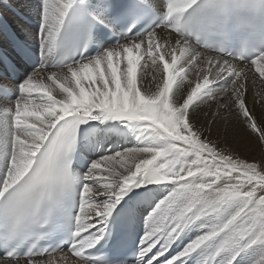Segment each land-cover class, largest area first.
Segmentation results:
<instances>
[{
    "label": "snow or ice",
    "instance_id": "obj_1",
    "mask_svg": "<svg viewBox=\"0 0 264 264\" xmlns=\"http://www.w3.org/2000/svg\"><path fill=\"white\" fill-rule=\"evenodd\" d=\"M38 19L0 23V264H264V0ZM233 119L247 153L220 139ZM137 218L131 254L101 250Z\"/></svg>",
    "mask_w": 264,
    "mask_h": 264
},
{
    "label": "rangeland",
    "instance_id": "obj_2",
    "mask_svg": "<svg viewBox=\"0 0 264 264\" xmlns=\"http://www.w3.org/2000/svg\"><path fill=\"white\" fill-rule=\"evenodd\" d=\"M39 3H40V0H0V18H1V15H4V16L9 15L11 17L10 14H12V17L14 18H11V19H14L13 21H15L17 25H19L20 23H24L25 25L27 24L29 27L33 28V30L35 31L38 28L37 26L39 24V19H38ZM18 9L24 12L25 14H27L29 19L31 20L30 25L28 23L21 21V18H19L17 14ZM225 125L226 124H224V128H225ZM230 145H232L234 148H237L233 140L230 141ZM238 149L241 150L240 148Z\"/></svg>",
    "mask_w": 264,
    "mask_h": 264
},
{
    "label": "bare ground",
    "instance_id": "obj_3",
    "mask_svg": "<svg viewBox=\"0 0 264 264\" xmlns=\"http://www.w3.org/2000/svg\"><path fill=\"white\" fill-rule=\"evenodd\" d=\"M10 15H11V17L9 15H6V16L1 15V18L2 17L6 18V20L8 22H10L12 25H16L18 27L19 25H17L16 22L13 21L14 19H11L14 17H12V14H10ZM25 15L29 19L27 14H25ZM16 21H18V20H16ZM21 21L28 23L29 25L31 24L30 19H29V22H26L24 19L21 18ZM18 23H20V22H18ZM26 26L29 27L27 24H26ZM29 28L32 31H34L33 28H31V27H29ZM33 43L36 44V42H33ZM224 124L225 123H221L220 128H219V136H220L221 141H227L230 144V141L233 140L235 145L237 146V148H235L236 151H238L239 150L238 148H240L241 150H239V152L241 151V153H247L248 148H249L248 134L244 131L243 127L239 123H237L235 121V119H233L230 123H227L225 125L226 129L224 128ZM56 255L58 256L59 253H57Z\"/></svg>",
    "mask_w": 264,
    "mask_h": 264
}]
</instances>
